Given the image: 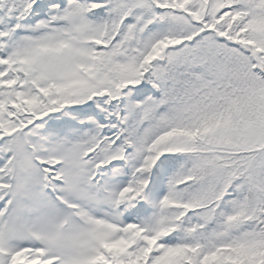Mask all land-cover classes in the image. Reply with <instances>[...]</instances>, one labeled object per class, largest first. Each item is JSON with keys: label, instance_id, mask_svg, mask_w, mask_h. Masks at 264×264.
<instances>
[{"label": "snow or ice", "instance_id": "1", "mask_svg": "<svg viewBox=\"0 0 264 264\" xmlns=\"http://www.w3.org/2000/svg\"><path fill=\"white\" fill-rule=\"evenodd\" d=\"M0 264H264V0H0Z\"/></svg>", "mask_w": 264, "mask_h": 264}]
</instances>
